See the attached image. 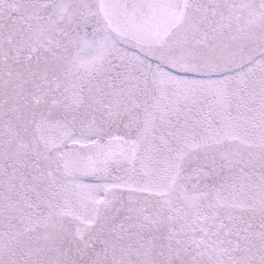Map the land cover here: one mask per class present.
Wrapping results in <instances>:
<instances>
[{"label": "snow or ice", "instance_id": "6c2138e0", "mask_svg": "<svg viewBox=\"0 0 264 264\" xmlns=\"http://www.w3.org/2000/svg\"><path fill=\"white\" fill-rule=\"evenodd\" d=\"M0 264H264V0H0Z\"/></svg>", "mask_w": 264, "mask_h": 264}]
</instances>
